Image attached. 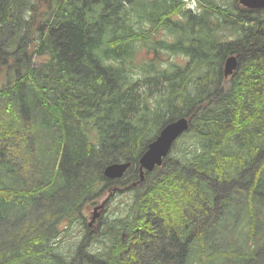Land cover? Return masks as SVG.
<instances>
[{
	"label": "trees",
	"instance_id": "trees-1",
	"mask_svg": "<svg viewBox=\"0 0 264 264\" xmlns=\"http://www.w3.org/2000/svg\"><path fill=\"white\" fill-rule=\"evenodd\" d=\"M0 264H264V9L0 0Z\"/></svg>",
	"mask_w": 264,
	"mask_h": 264
},
{
	"label": "water",
	"instance_id": "water-1",
	"mask_svg": "<svg viewBox=\"0 0 264 264\" xmlns=\"http://www.w3.org/2000/svg\"><path fill=\"white\" fill-rule=\"evenodd\" d=\"M241 5L252 10L264 9V0H239ZM238 67V59L236 56H230L224 64L225 77L231 76ZM190 128V120L186 117L179 118L165 125L156 139L152 141L147 150L141 156L140 163V181L145 178V173H152L156 168L163 165L164 159L169 155L176 141L185 134ZM131 167L130 162L112 163L104 168V176L111 180L121 179L125 176L128 169ZM105 202L95 208L92 222L99 215V209H103ZM91 222V224H92Z\"/></svg>",
	"mask_w": 264,
	"mask_h": 264
},
{
	"label": "rangeland",
	"instance_id": "rangeland-1",
	"mask_svg": "<svg viewBox=\"0 0 264 264\" xmlns=\"http://www.w3.org/2000/svg\"><path fill=\"white\" fill-rule=\"evenodd\" d=\"M261 10H262V9H261ZM165 56H166V58L169 57L168 55H165ZM238 68H239V61H238V67H237V69L234 71V73L238 70ZM234 73H233V74H234ZM233 74H232V75H233ZM227 78H228V77H227ZM222 89H223V87H221V88H220V87H217V90H218V91H220V90H222ZM177 120H178V119H177ZM174 121H176V120H174ZM171 122H172V121H171ZM169 123H170V122H169ZM167 124H168V123H167ZM167 124H166V125H167ZM176 142H177V141H176ZM174 145H175V144H174ZM171 150H172V149H171ZM170 153H171V151H170ZM170 153H169V154H170ZM144 179H145V178H144ZM211 188H213V187H211ZM233 189H235V187L230 188V191H232ZM215 190L217 191V189H215ZM121 195L124 196L125 194H124V193H121ZM216 196H218V195H216ZM108 197L111 199L110 194H108V195L106 194L101 200L98 201L99 204L96 205V206L98 207V206H99L100 204H102V202H103L106 198H108ZM113 197H114V196H113ZM113 197H112V198H113ZM120 198H121V197H120ZM46 205H47L46 203H43V205L41 206V210H42V211H43V210H46ZM96 206H95L94 208H93V207H89V208L86 209V213H85V214L87 215V221H88V222H92V217L94 216ZM43 212H44V211H43ZM100 213H101V216H102L101 209L98 210L97 214L100 215ZM104 215H105V213L103 214V216H104ZM97 222H98V220H97V221L95 220V222H93V223H97ZM67 243H68V242H67ZM67 245H69L68 248H67ZM60 247H61V250H62L64 253H68V252H70V251L72 250V249H71V244L61 243V244H60ZM146 254H147V253H146ZM151 257H152V256H151V253H150L149 255L147 254L145 258L148 259V261H150Z\"/></svg>",
	"mask_w": 264,
	"mask_h": 264
},
{
	"label": "bare ground",
	"instance_id": "bare-ground-1",
	"mask_svg": "<svg viewBox=\"0 0 264 264\" xmlns=\"http://www.w3.org/2000/svg\"><path fill=\"white\" fill-rule=\"evenodd\" d=\"M143 154H144V153H143ZM167 157H168V156H167ZM140 158H141V157H140ZM93 222H95V221H93ZM93 222H92V223H93Z\"/></svg>",
	"mask_w": 264,
	"mask_h": 264
},
{
	"label": "flooded vegetation",
	"instance_id": "flooded-vegetation-1",
	"mask_svg": "<svg viewBox=\"0 0 264 264\" xmlns=\"http://www.w3.org/2000/svg\"><path fill=\"white\" fill-rule=\"evenodd\" d=\"M41 1V0H40ZM42 1H44V0H42Z\"/></svg>",
	"mask_w": 264,
	"mask_h": 264
}]
</instances>
